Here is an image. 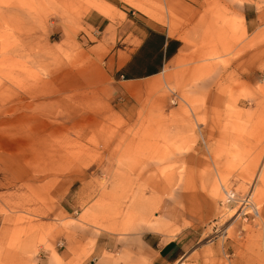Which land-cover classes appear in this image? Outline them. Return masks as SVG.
Segmentation results:
<instances>
[{"label":"rangeland","instance_id":"1","mask_svg":"<svg viewBox=\"0 0 264 264\" xmlns=\"http://www.w3.org/2000/svg\"><path fill=\"white\" fill-rule=\"evenodd\" d=\"M95 2L179 60L117 85ZM183 228L175 264H264V0H0V264H147Z\"/></svg>","mask_w":264,"mask_h":264},{"label":"crops","instance_id":"2","mask_svg":"<svg viewBox=\"0 0 264 264\" xmlns=\"http://www.w3.org/2000/svg\"><path fill=\"white\" fill-rule=\"evenodd\" d=\"M89 9L95 11L90 12L87 16L90 26L98 27L103 24V28L110 29V26L113 25L114 41H122L120 47L114 48L112 45L111 58L110 56L108 58L109 62L111 59L114 71L118 75L117 85H122L125 81H139L161 74L167 64L176 59L183 46L182 41L178 37L170 35L168 29L162 24L140 18V23L135 24L132 29H128L110 21L116 12L111 4L95 2L91 3ZM147 14L157 19L156 14ZM246 18L245 16L246 25H248L249 20ZM179 58L176 59V62ZM194 234L195 231L186 228L171 236L145 231L140 237L144 246L140 242L136 247L140 249L145 247L147 264H175L194 242ZM123 240L125 241L124 245L129 248L131 238L127 237ZM97 264H113V261L110 257L105 256Z\"/></svg>","mask_w":264,"mask_h":264}]
</instances>
